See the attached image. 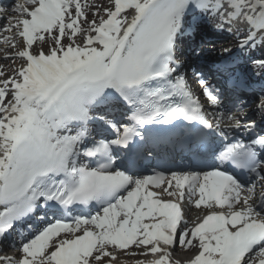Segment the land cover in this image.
<instances>
[{
	"label": "snow or ice",
	"instance_id": "snow-or-ice-1",
	"mask_svg": "<svg viewBox=\"0 0 264 264\" xmlns=\"http://www.w3.org/2000/svg\"><path fill=\"white\" fill-rule=\"evenodd\" d=\"M8 12L3 59L21 63L0 66V237L41 226L0 264H172L177 247L195 249L187 264H264V134L206 111L176 59L190 13L243 29L241 50L264 45V0H16ZM198 84L216 109L219 92ZM233 128L251 139L227 142ZM167 144L191 163L141 171ZM185 205L204 214L190 223Z\"/></svg>",
	"mask_w": 264,
	"mask_h": 264
},
{
	"label": "bare ground",
	"instance_id": "bare-ground-1",
	"mask_svg": "<svg viewBox=\"0 0 264 264\" xmlns=\"http://www.w3.org/2000/svg\"><path fill=\"white\" fill-rule=\"evenodd\" d=\"M237 32V31H236ZM228 32L223 30L222 31V34L220 35V37H224L225 35H227ZM235 39V37H234ZM233 39V40H234ZM243 39V31H240L239 35H238V40L239 42ZM256 51H258L260 54H262L264 56V45H257L255 48H254ZM6 61H3V63H5ZM0 66H4L3 64L0 63ZM191 253H181V254H175L174 255V258H178L179 260L183 261V260H187L189 257H190ZM135 258L134 257H124L123 260L119 261V264L121 263H124V261H134Z\"/></svg>",
	"mask_w": 264,
	"mask_h": 264
}]
</instances>
